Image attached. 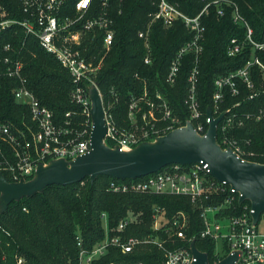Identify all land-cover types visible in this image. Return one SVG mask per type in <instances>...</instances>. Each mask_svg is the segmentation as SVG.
I'll return each mask as SVG.
<instances>
[{
	"label": "trees",
	"instance_id": "1",
	"mask_svg": "<svg viewBox=\"0 0 264 264\" xmlns=\"http://www.w3.org/2000/svg\"><path fill=\"white\" fill-rule=\"evenodd\" d=\"M189 16L198 15L204 7L208 13L202 16L205 25L201 41L203 51L198 63L199 80L197 97L202 111V120L208 109L215 115L229 110L218 128V140L222 142V125L229 116L236 115L233 127L228 133L236 138L247 151L255 155L247 158L264 163V117L256 119L264 108V78L258 65L253 66L251 76L253 87L237 79L239 93L234 94L230 87L215 112L214 94L217 90V77L227 75L243 67L252 57L253 47L248 44L242 53L230 56L228 46L232 38L240 40L247 37V27L236 23L233 13L237 7L242 16L253 28L252 38L264 43V0H169ZM9 16L23 20L27 17L21 0H0ZM160 0H110L109 14L112 16L115 42L105 55L103 31L96 32L93 40L86 39L87 53L103 65L96 74V81L104 97L105 106L110 108L114 119L120 126H129L128 109L131 96H141L147 90L151 96L162 93L169 101L174 113L185 123L190 117L186 104L189 92V75L195 67V54L187 53L174 83L167 81L171 61L178 51L193 39V33L182 20L166 27L161 21L153 22L150 28L152 58L145 63L146 49L138 36L146 29ZM223 4L224 14H218V5ZM102 11L101 0H95L87 17ZM92 36V35H91ZM7 43L13 45L11 55L25 63L24 74L27 86L39 100L54 112L58 123H64L71 112L75 127L82 129L88 116L82 107L72 100L74 87L71 74L61 65L52 53L45 50L39 41L25 33L21 25L0 34V54ZM264 63V49L256 51ZM0 120L21 124L30 118L27 105L15 100L13 88L18 81L13 77H0ZM249 116V117H248ZM240 122H242L240 124ZM5 157L12 159L11 148L0 139ZM5 159V158H4ZM0 159V170L6 175ZM143 177L120 179L99 175L92 183L90 177L71 185L53 184L44 191L21 200L12 201L9 207L0 212V264H81V250L91 251L106 237L104 217L110 228H115L129 211L139 215V221L130 224L121 234L125 237L143 236L154 233L153 213L155 206L165 209L172 217L177 211L184 210L190 217L188 236L198 235L203 229L200 211L188 196L175 194H149L135 191L115 192L113 182L133 181ZM245 204H250L246 201ZM81 241V245H79ZM198 247L209 254L213 260L215 243L210 239L196 237ZM171 246V243L168 244ZM20 259L22 260L20 262ZM137 262L144 264H163L164 250L157 245L138 246L134 251L123 253L117 246H110L107 252L95 259L93 264L111 262Z\"/></svg>",
	"mask_w": 264,
	"mask_h": 264
},
{
	"label": "built area",
	"instance_id": "2",
	"mask_svg": "<svg viewBox=\"0 0 264 264\" xmlns=\"http://www.w3.org/2000/svg\"><path fill=\"white\" fill-rule=\"evenodd\" d=\"M94 1L21 0L27 14L23 20L10 17L6 7L0 2V34L13 28L14 25H21L26 34L34 36L45 50L55 55L71 74L74 84L71 92L72 100L79 104L83 113L88 116V122L82 129L73 125L71 112L66 114L68 118L64 123H58L52 109L43 104L27 86V78L24 74L25 63L22 59L11 55L13 45L7 43L3 48L5 53L0 54V77L7 75L17 79L18 85L13 88L15 100L30 109V118L23 120L20 125L0 120V139L11 148L10 160L5 157L4 148L0 145V159L5 158L1 163L8 172L7 177L10 181H26L32 178L40 162L46 163L57 158L73 159L91 150L90 137L94 124L91 116L90 85H96L101 94L107 127L105 141L112 146L119 145L124 149H132L143 141L154 140L160 135L184 126L187 122L183 123L174 113L168 99L162 93L158 92L151 96L145 90L141 96H131L128 109L129 126L118 125L110 108L105 106L103 93L95 79L103 65L104 56L115 42L114 21L109 14L110 0H101L102 11L87 17ZM226 1L230 4V1ZM210 4L208 3L198 15L192 17L169 0H160L158 10L151 14L152 19L147 28L138 32L146 49L144 61L147 64L153 61L150 36L153 22L161 21L169 27L176 21L182 20L193 33V39L187 42L171 61L167 81L171 83L176 81L183 57L189 52L194 53L196 65L188 78L190 87L185 101L190 110V117L187 120L192 121L201 134L207 132L212 120L208 114L205 122L201 119L202 111L197 97L198 63L203 51L201 41L206 29L202 16L208 13ZM217 8L218 14L223 15V4L220 3ZM233 18L236 23L247 27V37L242 40L237 37L232 38L228 46V54L238 55L248 44L253 47V53L243 67L216 78L215 112L218 111L226 87H230L234 94L239 93L237 79L245 82L250 88L253 87L251 76L253 66L258 65L261 68L264 78V63L256 52L264 49V43L256 42L252 38L253 28L237 7ZM98 31L104 32L105 55L96 61L95 57L87 53L88 49L83 44L87 38L93 40ZM212 112L215 117L218 116L213 110ZM262 117H264V108L260 109L256 119ZM236 119V115L229 116L223 123L222 142H219L223 148L232 147L244 160H251L247 157L255 155L254 151L245 150L242 144L228 133ZM141 177L143 178L133 181L113 182L112 189L115 192L135 191L188 196L197 205L200 217L203 219L204 227L198 234L199 237L210 239L215 243L211 264H218L226 258L231 259L228 264H264V231L259 230L258 227L260 218L257 223L254 222V209L251 203L240 202L242 194L231 184L213 176L209 164L203 161L193 164L173 163L155 173ZM139 215L129 211L115 228H110L107 224L106 237L91 251L81 250V264H93V261L104 255L110 246H117L123 253H129L138 246L148 244L157 245L164 250L163 264H195L197 257L192 243L195 242L197 248L201 249L196 241L198 235L190 237L187 234L191 224L190 217L184 210H179L169 217L164 208L155 206L152 225L155 232L124 238L121 233L130 224L137 223ZM169 243L171 246H168ZM222 253H224L223 257H221ZM109 264L144 263L114 261Z\"/></svg>",
	"mask_w": 264,
	"mask_h": 264
},
{
	"label": "water",
	"instance_id": "3",
	"mask_svg": "<svg viewBox=\"0 0 264 264\" xmlns=\"http://www.w3.org/2000/svg\"><path fill=\"white\" fill-rule=\"evenodd\" d=\"M92 101L91 116L94 127L90 141L91 150L73 159L57 158L40 162L35 174L28 180L10 181L0 171V212L10 203L31 196L53 184L71 185L90 177L93 183L99 175L115 178H137L155 173L173 164H193L203 161L209 164L211 174L235 187L242 196L240 202L250 201L254 209V222L264 213V163L244 160L232 148H223L218 140V125L227 111L212 117L209 128L201 134L195 124L187 120L182 127L175 128L154 140L143 141L132 149L112 146L105 141L107 133L104 104L96 85L89 86ZM197 257L195 264H211L209 254L192 243ZM230 258L218 264H228Z\"/></svg>",
	"mask_w": 264,
	"mask_h": 264
},
{
	"label": "rangeland",
	"instance_id": "4",
	"mask_svg": "<svg viewBox=\"0 0 264 264\" xmlns=\"http://www.w3.org/2000/svg\"><path fill=\"white\" fill-rule=\"evenodd\" d=\"M108 224L107 218L104 217V226L106 227ZM259 230L264 231V213L260 216L259 224H258ZM224 256V253L221 254V257Z\"/></svg>",
	"mask_w": 264,
	"mask_h": 264
}]
</instances>
